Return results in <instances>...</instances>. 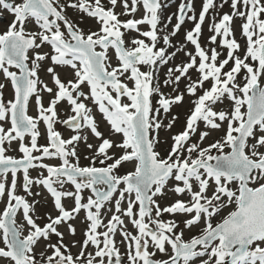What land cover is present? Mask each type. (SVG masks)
<instances>
[{
  "label": "snow or ice",
  "instance_id": "6c2138e0",
  "mask_svg": "<svg viewBox=\"0 0 264 264\" xmlns=\"http://www.w3.org/2000/svg\"><path fill=\"white\" fill-rule=\"evenodd\" d=\"M166 11L0 0V264H264V0Z\"/></svg>",
  "mask_w": 264,
  "mask_h": 264
},
{
  "label": "rangeland",
  "instance_id": "374dc122",
  "mask_svg": "<svg viewBox=\"0 0 264 264\" xmlns=\"http://www.w3.org/2000/svg\"><path fill=\"white\" fill-rule=\"evenodd\" d=\"M167 2V11H166V15H170L172 12H175L177 10V7H178V4L181 2V0H166ZM200 3H201V0H194V4L196 6V8L198 9L200 7ZM228 9L225 8L224 11H227ZM3 16L6 18V22H0V26H3L5 25L8 21H10L11 17L5 12L3 14ZM173 23H175V18L173 19ZM190 23L188 25V27H190ZM207 24L205 25V36H207ZM34 109H33V114H34ZM177 111H179L181 113V122H182V119H183V112H184V109H177ZM179 130V127L178 129ZM42 143L44 141H41Z\"/></svg>",
  "mask_w": 264,
  "mask_h": 264
},
{
  "label": "flooded vegetation",
  "instance_id": "af4514ba",
  "mask_svg": "<svg viewBox=\"0 0 264 264\" xmlns=\"http://www.w3.org/2000/svg\"><path fill=\"white\" fill-rule=\"evenodd\" d=\"M3 17H4V16H3ZM3 20H4V22H6V18H5V17H4V19H3Z\"/></svg>",
  "mask_w": 264,
  "mask_h": 264
},
{
  "label": "water",
  "instance_id": "95a60500",
  "mask_svg": "<svg viewBox=\"0 0 264 264\" xmlns=\"http://www.w3.org/2000/svg\"><path fill=\"white\" fill-rule=\"evenodd\" d=\"M0 20H1V18H0ZM3 20V19H2Z\"/></svg>",
  "mask_w": 264,
  "mask_h": 264
}]
</instances>
